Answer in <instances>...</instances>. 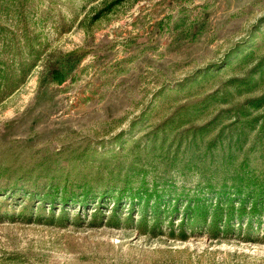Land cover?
<instances>
[{"label": "rangeland", "instance_id": "rangeland-1", "mask_svg": "<svg viewBox=\"0 0 264 264\" xmlns=\"http://www.w3.org/2000/svg\"><path fill=\"white\" fill-rule=\"evenodd\" d=\"M263 92L264 0H0V264H264L263 221L250 237L245 224L143 234L128 202L61 205L51 188L112 184L168 116L167 133L215 117L200 145L222 128L264 186V104L230 109Z\"/></svg>", "mask_w": 264, "mask_h": 264}, {"label": "trees", "instance_id": "trees-1", "mask_svg": "<svg viewBox=\"0 0 264 264\" xmlns=\"http://www.w3.org/2000/svg\"><path fill=\"white\" fill-rule=\"evenodd\" d=\"M46 66L52 79L64 81L57 62L49 61ZM263 104L264 92L237 102L230 109L237 116L247 115L249 108ZM173 119L174 116H168L133 139L128 150L129 163H119L113 167L115 171L109 170L116 179L112 184L90 186L84 181L78 185L81 192L77 196L67 193L66 182L61 188L52 185L53 192L59 194L58 203L77 201L83 206L91 201L99 204L103 200H124L133 210H142L137 226L143 234L157 233L166 224L191 231L203 228L212 236L233 231L234 224H245L248 228L244 234L250 237L252 220H257V226L264 223V186L246 172V154L235 161L236 150L242 148V143L238 139L232 141V137L224 142L226 136L223 137L221 128L201 146L202 136L210 130L215 117L202 124L179 123L167 133ZM122 134L123 131L113 137L119 148L123 147L119 143ZM189 173L198 175L193 186L177 183L176 175Z\"/></svg>", "mask_w": 264, "mask_h": 264}]
</instances>
